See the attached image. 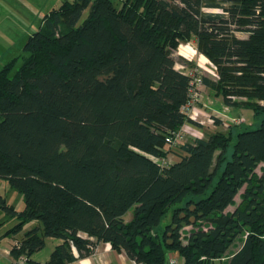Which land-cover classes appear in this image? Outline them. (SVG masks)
<instances>
[{"label":"trees","instance_id":"trees-1","mask_svg":"<svg viewBox=\"0 0 264 264\" xmlns=\"http://www.w3.org/2000/svg\"><path fill=\"white\" fill-rule=\"evenodd\" d=\"M193 39L217 72L211 81L198 70L201 84L227 105L264 112V0H62L43 15L20 64L0 69V178L24 198L16 209L0 194V210L17 219L4 236L36 222L12 257L42 264L30 256L53 237L49 264L88 256L99 242L141 264L173 254L214 264L242 234L226 264H264V166L255 171L264 119L183 141L184 154L161 163L175 152L167 138L199 125L186 112L192 77L173 55Z\"/></svg>","mask_w":264,"mask_h":264},{"label":"rangeland","instance_id":"rangeland-1","mask_svg":"<svg viewBox=\"0 0 264 264\" xmlns=\"http://www.w3.org/2000/svg\"><path fill=\"white\" fill-rule=\"evenodd\" d=\"M61 2L62 0H0V69L7 62L13 59L16 62L15 67H17L20 64L22 56L26 53L24 50V44L27 40V37L32 32L38 29L42 16L53 7H57ZM203 10L204 12H211V13L222 12L220 9H212V8H204ZM86 14L87 11L85 10L83 12L82 19L86 16ZM235 34L237 36L245 35L242 32H238V31H235ZM181 44L184 45L187 44L186 46L190 52L187 53L189 56H184L177 53L179 46L177 47V49L174 50L173 55L176 60L175 67L177 69L182 71L187 69H191V70L198 69L200 73L205 71L209 75L217 78V72L213 68V65L210 63V61H207V59L203 55H200L199 52L196 50L194 39L189 42L186 43L184 42ZM184 54H186V51ZM195 97L197 98V96ZM236 99L245 100V101L249 100V98L244 95L236 97ZM211 103L213 104V101ZM228 110L229 108H224V105H222L220 109H214L213 111H216L215 114H220V113H226L228 112ZM210 117H214V116H210ZM237 117L243 118L241 129H255L260 125L261 120L264 119V112H259L257 114H253L252 116L250 115L249 117L247 115H239ZM196 118L198 119L199 116H197ZM208 123H214V120L213 122H208ZM224 126L226 125L224 124ZM227 127L230 128L231 126L227 125ZM232 129L234 130V132L237 131V128L234 129L232 127ZM169 149L171 148L169 147ZM173 149L176 150L177 148L173 147ZM262 166H264V164L260 163L256 167L255 169L256 173H260ZM244 187L241 188L239 192L235 195L233 203L226 208V211H232L237 205L241 203ZM0 194H2L6 198L7 202L12 204L16 209H22L24 207L23 195L17 192L15 189H13L9 185L6 178H0ZM132 212H133V207L130 208L127 211V213H125V218L129 219L132 215ZM0 215L5 217L4 213L1 211H0ZM170 220H171V211H169L163 217L160 226L157 228V230L161 232L164 229L165 225L168 222H170ZM16 222L17 219L14 217L6 218L3 224L4 225L3 228L6 229L8 226H11ZM197 223H198L197 226L206 227L209 224V221L205 219H200ZM192 227L193 226L190 225L184 227L182 234L184 239H186L188 231ZM25 230H27V224L23 227V229H21L15 235H18L20 237L22 236L23 231ZM244 238L245 236L242 234L235 237V239L230 243L229 247L227 248L223 256L221 258L214 260V264H226L229 257L240 248V246L244 241ZM47 247L48 246H44L43 247L44 249L42 248L43 249L42 251H46Z\"/></svg>","mask_w":264,"mask_h":264},{"label":"crops","instance_id":"crops-1","mask_svg":"<svg viewBox=\"0 0 264 264\" xmlns=\"http://www.w3.org/2000/svg\"><path fill=\"white\" fill-rule=\"evenodd\" d=\"M40 23H41V21H40ZM243 36H245V35H243ZM187 42H189V41H187ZM181 45L186 47V49H185L186 54L190 52L186 46L187 44L184 45V44L180 43L179 47ZM186 54H181V55L186 56ZM199 54L203 55L207 59V61H210L204 54H202L200 52H199ZM187 56H189V55L187 54ZM202 73L205 77H207L211 81H214L216 79L214 76L209 75L205 71H203ZM196 90H197V98L195 100H193L192 107H193V111L195 113H197V116H199L197 121L198 122L203 121V122H199V125H198L199 134H198L197 138H206L208 136V134L215 132V131H224V132L227 131L229 129L227 127V125L228 126L232 125V123L228 122L229 121L228 119L230 117H234V116L237 117L239 115H247L249 117L250 115L251 116L253 115V111L251 109L244 107V106H241V105L230 106V105H228L229 110H228V112L225 113L226 117L224 119L214 118V119H216V121H214V123H208L207 118H210V116L215 115L216 111H213V110L214 109H220L222 105H227V104H225V102L223 101L222 95L217 94L216 90L208 83L203 82V84H200L199 86H197ZM198 97H199V99H198ZM210 100L213 101V104L211 103L212 101H210ZM224 124L226 126H224ZM193 139H195V137L187 134L185 141H192ZM174 151H175L174 153L170 152L167 155V159L169 161H171V163L176 161L178 159L179 155L184 154V152L180 148H177ZM4 216L5 217L0 215V221H5L6 218H12V217H8L5 214H4ZM3 224L0 226V264H10L12 261V258H13L10 254V246L14 241L20 239L24 235V232L26 230L23 231V234L20 237L18 235H15V234L4 236L5 230H7L10 226H8L6 229H4ZM35 224H36V222H34V221L28 222L27 223V230L30 229L31 227H33ZM58 242H59V240L56 238L47 237L45 239V246H48L46 251H42L44 248L39 250V251H36V252L31 254L30 259L40 261L42 264H49L50 252ZM74 254H75V256H77V252L75 250H74ZM174 255L175 254H173V256ZM67 264H131V259L125 254L124 251L114 249L109 242H99L91 254H89L88 256L76 258L75 260L70 261Z\"/></svg>","mask_w":264,"mask_h":264},{"label":"built area","instance_id":"built-area-1","mask_svg":"<svg viewBox=\"0 0 264 264\" xmlns=\"http://www.w3.org/2000/svg\"><path fill=\"white\" fill-rule=\"evenodd\" d=\"M213 68L215 69L214 65H213ZM184 72L188 73L192 77L191 98L186 105V112L188 113V115L191 119L197 121V118H196L197 113H195L193 111L192 104H193V100L196 99L195 96H197L196 88H197V86H199L201 84L200 73H199L198 69H194V70L187 69V70H184ZM213 73H214V71H213ZM224 108H229V107H228V105H224ZM225 117H226L225 113L215 114L214 117L208 118V122H213L214 118L224 119ZM228 120L227 121L232 123V124H238V123L243 122V118H241V117H232V118H229ZM199 122H203V121H199ZM186 134H190V136L197 138L198 134H199L198 125L192 124L190 122L184 123V125L180 128V130L173 132L172 135L167 138V141L169 142L171 147H176L181 142L184 141ZM161 163L168 164V163H171V161H169L166 158V159L162 160ZM26 260H27L26 257L23 255H21L18 258L13 257L10 264H27ZM181 261H182V258L179 255H174V256L172 255L168 258L166 264H179ZM131 264H141V263L131 259Z\"/></svg>","mask_w":264,"mask_h":264},{"label":"bare ground","instance_id":"bare-ground-1","mask_svg":"<svg viewBox=\"0 0 264 264\" xmlns=\"http://www.w3.org/2000/svg\"><path fill=\"white\" fill-rule=\"evenodd\" d=\"M186 49V47H184V46H180L179 48H178V51H177V53H179V54H184L185 53V50ZM185 56V55H184ZM187 56V55H186Z\"/></svg>","mask_w":264,"mask_h":264}]
</instances>
